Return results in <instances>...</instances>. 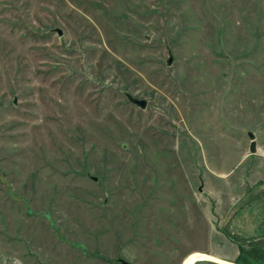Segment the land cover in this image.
<instances>
[{
	"label": "rangeland",
	"instance_id": "obj_1",
	"mask_svg": "<svg viewBox=\"0 0 264 264\" xmlns=\"http://www.w3.org/2000/svg\"><path fill=\"white\" fill-rule=\"evenodd\" d=\"M193 253L264 264V0H0V264Z\"/></svg>",
	"mask_w": 264,
	"mask_h": 264
},
{
	"label": "water",
	"instance_id": "obj_2",
	"mask_svg": "<svg viewBox=\"0 0 264 264\" xmlns=\"http://www.w3.org/2000/svg\"><path fill=\"white\" fill-rule=\"evenodd\" d=\"M59 34L61 35V31L58 30ZM173 62V57L172 55L170 54V58L168 60V65H171ZM127 98L129 100V102H131L132 104L140 107L141 109H146L147 107V101L145 99H138V98H135L133 97L132 95L130 94H127ZM248 136L250 137V139L253 141L252 144H251V147H250V152L251 153H255L256 152V147H255V142H254V139H255V134L252 133V132H249L248 133ZM95 181H97V178L96 177H92ZM194 256H197V255H202L204 258H205V261H209V262H212V263H215V264H237L235 262H231V261H226V260H223V259H220V258H217V257H214V256H211V255H208V254H205V253H194L193 254ZM118 263L120 264H130L129 262L125 261L124 259L122 258H119L117 260Z\"/></svg>",
	"mask_w": 264,
	"mask_h": 264
},
{
	"label": "bare ground",
	"instance_id": "obj_3",
	"mask_svg": "<svg viewBox=\"0 0 264 264\" xmlns=\"http://www.w3.org/2000/svg\"><path fill=\"white\" fill-rule=\"evenodd\" d=\"M204 260H205V258L201 255H197V256L192 255L186 260L185 263L186 264H195L198 261H204Z\"/></svg>",
	"mask_w": 264,
	"mask_h": 264
},
{
	"label": "crops",
	"instance_id": "obj_4",
	"mask_svg": "<svg viewBox=\"0 0 264 264\" xmlns=\"http://www.w3.org/2000/svg\"><path fill=\"white\" fill-rule=\"evenodd\" d=\"M194 254V253H193ZM193 254H190L189 256H187L185 259H184V261H183V264H184V262H185V260L186 259H188L190 256H192ZM186 264V263H185Z\"/></svg>",
	"mask_w": 264,
	"mask_h": 264
},
{
	"label": "trees",
	"instance_id": "obj_5",
	"mask_svg": "<svg viewBox=\"0 0 264 264\" xmlns=\"http://www.w3.org/2000/svg\"><path fill=\"white\" fill-rule=\"evenodd\" d=\"M243 264H252L251 262L244 261Z\"/></svg>",
	"mask_w": 264,
	"mask_h": 264
}]
</instances>
